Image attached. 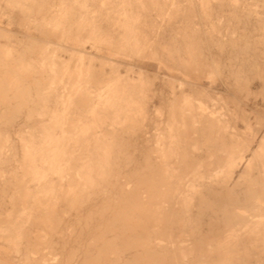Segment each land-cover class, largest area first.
<instances>
[{
  "label": "rangeland",
  "instance_id": "1",
  "mask_svg": "<svg viewBox=\"0 0 264 264\" xmlns=\"http://www.w3.org/2000/svg\"><path fill=\"white\" fill-rule=\"evenodd\" d=\"M0 80V264H264V0H0Z\"/></svg>",
  "mask_w": 264,
  "mask_h": 264
},
{
  "label": "bare ground",
  "instance_id": "2",
  "mask_svg": "<svg viewBox=\"0 0 264 264\" xmlns=\"http://www.w3.org/2000/svg\"><path fill=\"white\" fill-rule=\"evenodd\" d=\"M1 9H3V8H1ZM7 10H9V9H7ZM20 16H21V15H20ZM37 16H38V15H37ZM45 18H46V17H45ZM35 19H36V18H35ZM34 29H35V28H34ZM3 30H4V29H3ZM75 30H76V29H75ZM2 33H3V32H2ZM8 33H9V31H8ZM84 33H85V32H84ZM5 34H6V32H5ZM9 34H10V33H9ZM11 34H12V33H11ZM58 34H59V33H58ZM12 35H13V34H12ZM79 35H80V34H79ZM79 35L75 38V40L72 41V43H73L74 46L71 47V48H69V49H67V51L70 52V53L72 54V56H78L79 59L82 60V57L84 56V54H83V51L81 50V48L83 47L84 39H85L86 37H83L85 34H84V35L82 34L81 36H79ZM8 36H9V35H8ZM29 38H30V37H29ZM2 39H3V38H2ZM87 39H88V38H87ZM42 41H43V40H42ZM45 42H46V41H45ZM45 42H44V43H45ZM16 43H17V41H16ZM24 43H25V42H24ZM35 43H36V42H35ZM47 43H48V42H47ZM45 44H46V43H45ZM22 45H23V44H22ZM42 45H43V44H42ZM49 45H50V43L48 44V46H49ZM71 45H72V44H71ZM10 46H11V45H10ZM48 46L46 45L45 48H47ZM3 47H4V46H3ZM12 47H13V46H12ZM22 47H23V46H22ZM30 47H31V46H30ZM42 47H44V46H42ZM42 47H41V48H42ZM13 48H14V47H13ZM5 49H6V48H5ZM25 49H26V48H25ZM42 49H43V48H42ZM55 49H57V48H55ZM11 50H13V49H11ZM15 50H17V48H16ZM21 50H22V49H21ZM48 51H49V50H48ZM48 51H46V52H48ZM53 51H54V50H53ZM11 52H12V51H11ZM13 52H14V50H13ZM16 52H17V51H16ZM19 52H20V51H19ZM39 52H40V51H39ZM42 52H43V51H42ZM27 53H28V52H27ZM50 53H51V52H50ZM52 54H53V53H52ZM88 54H90V53H88ZM26 55H27V54H26ZM33 55H34V54H33ZM38 55H39V54H38ZM44 55H45V54H44ZM44 55H42V56H44ZM54 55L56 56V54H54ZM91 55H92V54H91ZM13 56H14V55H13ZM17 56H18V55H17ZM36 56H37V55H36ZM26 57H27V56H26ZM52 57H54V56H52ZM32 58H33V57H32ZM27 59H28V58H27ZM29 59H30V58H29ZM25 60H26V58H25ZM41 60H42V59H41ZM103 61H104V60H103ZM2 62H3V61H2ZM29 62H30V60H29ZM51 62H52V61H51ZM18 63H19V61H18ZM24 63H25V62H24ZM103 63H104V62H103ZM4 64H5V63H4ZM7 65H8V64H7ZM43 66H44V65H43ZM3 67H4V66H3ZM60 67H61V66H60ZM60 67H59V68H60ZM35 68H36V67H35ZM34 70H35V69H34ZM78 70H79V69H78ZM86 70H87V69H86ZM4 71H5V70H4ZM10 71H11V70H10ZM48 71H49V70H48ZM32 72H33V70H32ZM35 72H36V71H35ZM29 73H30V72H29ZM73 73H74V72H73ZM75 73H76V72H75ZM30 74H31V73H30ZM33 75H34V73H33ZM35 75H36V74H35ZM40 75H41V74H40ZM70 75H74V74L70 73ZM77 75H78V74H77ZM100 75H101V74H100ZM5 76H6V75H5ZM9 76H10V75H9ZM42 76H43V73H42ZM78 76H79V75H78ZM58 77H59V76H58ZM71 77H74V76H71ZM84 77H85V76H84ZM6 78H7V77H6ZM11 78H12V76H11ZM73 79H74V81H75V78H73ZM143 79H144V77H143ZM35 80H36V79H35ZM0 81H1V80H0ZM74 81H73V82H74ZM39 82H40V81H39ZM75 82H76V81H75ZM94 82H95V81H94ZM103 82H104V81H103ZM96 83H97V82H96ZM28 84H29V83H28ZM71 84H72V82H71ZM71 84H70V83L68 84L69 89H68V87H66L67 85H63V88L66 87V89L69 90V92H68V93H69V94H68V97H69V98H70V94H71V92H70V91H71V90H70L71 87H70L69 85H71ZM74 84H75V83H73L72 85L77 87V83H76L75 85H74ZM79 84H80V82H79ZM100 84H101V83H100ZM0 86H2V85H0ZM3 86H4V85H3ZM57 86H58V85H57ZM76 87H73V88L76 89ZM0 88H1V87H0ZM33 88H34V87H33ZM63 88H62V90H63ZM101 88H102V87H101ZM1 89H2V88H1ZM24 89L26 90V88H24ZM24 89H23V90H24ZM71 89H72V88H71ZM201 89L204 90V88H201ZM206 89H207V88H206ZM65 92H66V90H65ZM65 92H64L63 96H66V97H67V94H66L67 92H66V93H65ZM198 92H200V91H198ZM21 93H22V92H21ZM25 93H26V92H25ZM59 93H60V91H59ZM61 93H62V91H61ZM209 93H210V92H209ZM26 94H27V93H26ZM65 94H66V95H65ZM9 95H10V94H9ZM57 95H58V93H57ZM100 95H101V94L99 93L98 96H100ZM4 96H5V95H4ZM6 96H7V95H6ZM61 96H62V95L59 94V97H61ZM71 96H72V95H71ZM94 97H95V96H94ZM25 98H26V97H25ZM63 98H64V97H63ZM91 98H92V97H91ZM95 98H96V97H95ZM189 98H190L191 102H194V100H195V102H197V94H196L193 98H192V96L189 97ZM92 99H93V98H92ZM185 99L187 100V98H185ZM12 100H13V99H12ZM19 100H20V99H19ZM21 100H22V99H21ZM65 100H66V99H65ZM86 100H87V99H86ZM213 100H214V99H213ZM1 101H2V99H1ZM8 101H9V100H8ZM10 101H11V100H10ZM23 101H24V100H23ZM78 101H79V100H78ZM80 101H81V98H80ZM87 101H88V100H87ZM18 102H19V101H17V103H18ZM26 102H27V100H26ZM66 102H67V101H66ZM82 102H83V101H82ZM88 102H89V101H88ZM23 103H24V102H23ZM34 103H35V102H34ZM89 103H90V102H89ZM21 104H22V103H21ZM84 104H87V102H85ZM12 105H14V104H12ZM25 105H26V104H25ZM66 106H67V105H66ZM87 106H88V105H87ZM3 107H4V105H3ZM21 107H22V106H21ZM24 107H25V106H24ZM24 107H23V109H24ZM6 108H7V107H6ZM17 108H18V107H17ZM19 108H20V107H19ZM194 108H195V107H194ZM14 109H16V108H14ZM27 109H28V108H27ZM85 109H86V108H85ZM10 110H11V108H10ZM10 110H9V111H10ZM28 110H29V109H28ZM31 110H33V109H31ZM7 111H8V110H7ZM24 111H25V110H24ZM24 111H23V112H24ZM185 111H186V110H185ZM185 111H184V112H185ZM3 112H4V111H3ZM3 112H2V113H3ZM188 112H189V111H188ZM34 113H35V112H34ZM7 114H8V113H7ZM13 114H15V113H13ZM20 115H21V114H20ZM175 115H176V114H175ZM13 116H14V115H13ZM22 116H23V115H22ZM18 117H19V115H18ZM20 117H21V116H20ZM71 117H72V116H71ZM193 117H195V116H193ZM8 118H9V117H8ZM21 118H22V117H21ZM11 119H12V118H11ZM177 119H178V118H177ZM193 119H194V118H193ZM13 120H16V119L14 118ZM65 120H66V119H65ZM179 120H180V119H179ZM188 120H189V119H188ZM6 122H7V121H6ZM65 122H66V121H65ZM192 123H193V122H192ZM11 124H12V123H11ZM32 125H33V124H32ZM93 125H94V123H92V122H89V123L86 125V126H88V127H91V129H92V131L90 132V137H89V144L92 145V147L88 150L89 154H87V156H86V163H85V165H86L85 167L87 168L88 171L94 169L95 167H98L100 161L97 159V157H96V158H94V156L92 157L90 153L94 150V148H97V147H98V144L102 143V140H103V139L105 138V136H106V133H105L103 127H94ZM189 126L192 127V125H190V124H189ZM193 126H194V125H193ZM0 127H1V126H0ZM32 127H34V126H32ZM67 128H68V127H67ZM67 128H66V130H67ZM70 129H71V128H70ZM191 129L193 130L194 128H191ZM0 130H1V129H0ZM189 130H190V129H189ZM194 130H195V129H194ZM1 131H2V130H1ZM67 131H70V130H67ZM192 132H193V131H192ZM0 133H1V132H0ZM109 133H110V131H109ZM195 133H196V132H195ZM194 135H195V134H194ZM113 136H114V135H113ZM190 137H191V136H189L188 138H190ZM192 137H193V136H192ZM25 138H26V137H25ZM195 139H197V138H195ZM23 140H25V139H23ZM25 141H26V140H25ZM3 142H5V141H3ZM250 142H252V141H250ZM116 144H117V143H116ZM261 144H262L261 147L263 148V147H264V141H263V143L261 142ZM238 146H240V145H238ZM0 147H1V146H0ZM4 147H5V146H4ZM185 147H186V146H185ZM259 147H260V145H259ZM186 148H187V147H186ZM233 148H234V146H233ZM2 149H3V148H2ZM116 149H117V148H116ZM193 149H194V148H193ZM243 149H244V148H243ZM114 151H115V150H114ZM120 151H121V149H120ZM158 151H160V150H158ZM8 153H9V152H8ZM116 153H117V152H116ZM0 155H1V154H0ZM101 156H102V155H101ZM208 157H209V156H208ZM23 158H24V157H23ZM23 158H22V159H23ZM224 158H225V157H224ZM4 160H5V159H4ZM27 160H28V159H27ZM4 162H5V161H4ZM6 162H9V160L6 161ZM26 162H27V161H26ZM1 164H2V162H1ZM1 164H0V165H1ZM3 164H4V163H3ZM7 165H9V164H7ZM53 165H55V164H53ZM75 165H76V164H75ZM25 166H26V165H25ZM25 166H24V167H25ZM194 166H195V165H194ZM221 166H222V165H220V167H221ZM53 167H54V166H53ZM8 168H9V167H8ZM32 168L34 169L35 167H32ZM56 168H57V167H56ZM156 168H157V167H156ZM191 168H192V167H191ZM0 169H1V168H0ZM6 169H7V168H6ZM96 169L98 170V168H96ZM150 169H151V168H150ZM11 170H12V169H11ZM25 170H27V169L25 168ZM148 170H149V169H148ZM157 170H158V169H157ZM159 170H160V169H159ZM2 171H3V170H2ZM6 171H7V170H6ZM16 171H17V170H16ZM27 171H28V170H27ZM94 171H95V169H94ZM23 172H24V171L22 170V175H23ZM98 172H99V170H98ZM121 172H122V171H121ZM126 172H127V171H126ZM128 172H129V171H128ZM1 173H2V172H1ZM6 173H7V172H6ZM161 173H162V172H161ZM25 174H26V173H25ZM88 174H89V173H88ZM116 174H117V173H116ZM120 174H121V173H120ZM139 174H140V173H139ZM150 174H151V173H150ZM189 174H190V173H189ZM238 174H239V173H238ZM130 175H131V174H130ZM159 175H160V174H159ZM236 175H237V174H236ZM26 176H27V175H26ZM132 176H133V175H132ZM140 176H141V175H140ZM151 176H154V175H151ZM126 177H127V176H126ZM154 177H155V176H154ZM160 177H161V176H160ZM165 177H166V176H165ZM30 178H31V177H30ZM130 178H131V177H130ZM148 178H149V177H148ZM25 179H26V178H25ZM28 179H29V178H28ZM57 179H58V178H57ZM70 179H71V178H70ZM131 179H132V178H131ZM137 179H138V178H137ZM164 179H165V178H164ZM63 180H64V179H63ZM116 180H117V179H116ZM159 180H160V179H159ZM165 180H166V179H165ZM230 180H231V178H230ZM139 181H140V180H139ZM141 181H142V180H141ZM180 181H181V180H180ZM29 182H30V181H29ZM34 182H35V181H34ZM108 182H109V180H108ZM132 182H133V181H132ZM147 182H148V181H147ZM154 182H155V180H154ZM164 182H165V181H164ZM189 182H190V181H189ZM189 182H188V183H189ZM138 183H139V182H138ZM140 183H141V182H140ZM140 183H139V184H140ZM144 183H145V182H144ZM166 183H167V182H166ZM188 183H187V184H188ZM5 184H6V183H5ZM65 184H66V183H65ZM67 184H68V183H67ZM67 184H66V185H67ZM130 184H131V182H130ZM130 184H128V185H130ZM162 184H163V183H162ZM82 185H83V184H82ZM136 185H138V184H136ZM136 185H134V186H136ZM145 185H146V184H145ZM192 185H193V184H192ZM259 185H260V184H259ZM48 186H49V185H48ZM108 186H109V185H108ZM118 186H119V185H118ZM118 186H117V187H118ZM167 186H168V185H167ZM182 186H183V185H182ZM190 186H191V185H190ZM190 186H189V187H190ZM110 187H111V186H110ZM139 187H140V185H139ZM144 187H145V186H144ZM146 187H147V186H146ZM146 187H145V188H146ZM165 187H166V186H165ZM172 187H174V186H172ZM130 188H131V187H130ZM132 188H133V187H132ZM134 188H135V187H134ZM136 188H137V186H136ZM157 188H158V187H157ZM162 188H163V187H162ZM110 189H111V188H110ZM118 189H119V188H118ZM146 189H147V188H146ZM165 189H166V188H165ZM21 190H22V189H21ZM24 190H25V189H24ZM114 190H115V189H114ZM136 190H137V189H136ZM141 190H142V189H141ZM173 190H174V189H173ZM181 190H182V189H181ZM130 191H131V190H130ZM142 191H143V190H142ZM149 191H150V190H149ZM166 191H167V190H166ZM78 192H79V191H78ZM91 192H92V191H91ZM114 192H116V191H114ZM135 192H136V191H135ZM151 192H152V191H151ZM185 192H186V191H185ZM4 193H6V192H4ZM128 193H129V192H128ZM174 193H175V192H174ZM6 194H7V193H6ZM152 194H153V193H152ZM130 195H131V194H130ZM132 195H134V194H132ZM138 195H139V194H138ZM143 195H144V191H143ZM143 195H142V196H143ZM177 195H178V194H177ZM7 196H8V195H7ZM30 196H31V194H30ZM75 196H76V195H75ZM0 197H1V196H0ZM89 197H90V196H89ZM93 197H94V196H93ZM117 197H118V196H117ZM247 197H248V196H247ZM1 198H2V197H1ZM32 198H33V197H32ZM34 198H35V197H34ZM141 198H142V197H141ZM155 198H156V197H155ZM159 198H160V197H159ZM28 199H29V198H28ZM73 199H74V198H73ZM133 199H134V198H133ZM138 199L140 200V198H138ZM156 199H157V198H156ZM172 199H173V197H172ZM244 199H245V198H244ZM4 200H6V199H4ZM46 200H47V198H46ZM52 200H53V199H52ZM118 200H119V199H118ZM118 200H117V201H118ZM131 200H132V199H131ZM135 200H136V199H135ZM144 200H146V199H144ZM170 200H171V199H170ZM179 200H180V199H179ZM182 200H183V199H182ZM17 201H18V200H17ZM17 201H16V202H17ZM76 201H77V200H76ZM91 201H92V200H91ZM114 201H116V200H114ZM121 201H122V199H121ZM121 201H120V202H121ZM154 201H155V200H154ZM156 201H158V200H156ZM22 202H23V201H22ZM72 202H73V201H72ZM83 202H84V201H83ZM166 202H167V200H166ZM7 203H8V202H7ZM116 203H117V202H116ZM126 203H127V202H126ZM126 203H125V204H126ZM131 203H133V202H131ZM140 203H141V202H140ZM170 203H171V202H170ZM173 203H174V202H173ZM0 204H1V203H0ZM63 204H64V203H63ZM70 204H71V203H70ZM72 204H73V203H72ZM85 204H86V203H85ZM112 204H113V203H112ZM123 204H124V203H123ZM141 204H142V203H141ZM143 204H144V203H143ZM143 204H142V205H143ZM147 204L150 205L149 202H148ZM180 204H181V203H180ZM153 205H154V204H153ZM153 205H152V206H153ZM168 205H170V204H168ZM0 206H1V205H0ZM30 206H31V205H30ZM30 206H29V207H30ZM116 206H117V205H116ZM127 206H128V205H127ZM146 206H147V205H146ZM176 206H177V205H176ZM182 206H183V205H182ZM229 206H230V205H229ZM62 207H63V206H62ZM138 207H139V206H138ZM150 207H151V205H150ZM155 207H156V206H155ZM26 208H27V207H26ZM123 208H124V207H123ZM142 208H143V207H142ZM183 208H184V207H183ZM69 209H70V208H69ZM121 209H122V208H121ZM137 209H138V208H137ZM147 209H148V208H147ZM150 209H151V208H150ZM18 210H19V209H18ZM70 210H71V209H70ZM114 210H115V207H114ZM127 210H128V209H127ZM134 210H135V209H134ZM148 210H149V209H148ZM154 210H155V209H154ZM107 211H108V210H107ZM112 211H113V210H112ZM120 211H121V210H120ZM183 211H184V210H183ZM16 212H17V211H16ZM68 212H69V211H68ZM87 212H88V211H87ZM123 212H124V211H123ZM0 213H1V212H0ZM63 213H64V212H63ZM136 213H137V211H136ZM151 213H152V211H151ZM110 214H111V213H110ZM128 214H129V213H128ZM134 214H135V213H134ZM134 214H133V215H134ZM141 214H143V213H140L139 215H141ZM148 214H149V212H148ZM157 214H158V213H157ZM165 214H166V213H165ZM179 214H180V213H179ZM43 215H44V214H43ZM77 215H78V214H77ZM104 215H105V213H104ZM121 215H122V214H121ZM130 215H131V216H130V218H131V217H132V214H130ZM135 215H136V217L139 216V215H137V214H135ZM154 215H155V214H154ZM154 215H153V216H154ZM199 215H200V214H199ZM203 215H204V214H203ZM57 216H59V215H57ZM57 216H56V217H57ZM67 216H68V214H67ZM79 216H80V215H79ZM82 216H83V215H82ZM123 216H124V215H123ZM123 216H122V217H123ZM126 216H127V215H126ZM144 216H145V215H143V217H144ZM151 216H152V215H151ZM153 216H152V218H153ZM166 216H167V215H166ZM15 217H16V216H15ZM41 217H42V216H41ZM76 217H78V216H76ZM91 217H92V216H91ZM100 217H101V216H100ZM103 217H104V216H103ZM103 217H102V218H103ZM115 217H116V216H115ZM139 217H140V216H139ZM139 217H137V219H139ZM143 217L141 216V218H143ZM154 217H155V216H154ZM164 217H165V216H164ZM170 217H171V216H170ZM173 217H174V216H173ZM42 218H43V217H42ZM93 218H95V217H93ZM116 218H117V217H116ZM124 218H126V217L124 216ZM130 218H129V219H130ZM133 218L135 219V217H133ZM146 218H147V217H146ZM158 218H159V217H158ZM158 218H157V216H156L155 219H158ZM165 218H166V217H165ZM13 219H14V218H13ZM35 219H36V218H35ZM65 219H66V218H65ZM90 219H91V218H90ZM103 219H104V218H103ZM126 219L128 220V218H126ZM137 219H136V220H137ZM143 219H144V218H143ZM160 219H163V218H160ZM166 219H170V218L167 217ZM172 219H173V218L171 217V220H172ZM47 220H48V219H47ZM59 220H60V219H59ZM127 220H124V221H127ZM139 220H140V219H139ZM144 220H145V219H144ZM146 220H147V219H146ZM178 220H180V219H178ZM13 221H14V220H13ZM55 221H56V220H55ZM63 221H65V220L63 219ZM101 221H102V219H100V222H101ZM103 221H104V220H103ZM103 221H102V222H103ZM107 221H108V219H107ZM116 221H117V220H116ZM120 221H121V220H120ZM129 221L132 222V218H131V220H129ZM149 221H150V220H149ZM159 221H162V220H159ZM163 221H164V219H163ZM167 221H168V220H167ZM176 221H177V220H176ZM43 222L45 223V221H43ZM77 222H78V221H77ZM87 222H88V221L86 220V223H87ZM102 222H101V223H102ZM105 222H106V221H105ZM141 222H142V221H140V224H142L144 221H143L142 223H141ZM145 222H146V221H145ZM164 222H166V221H164ZM177 222H178V221H177ZM177 222H176V223H177ZM237 222H238V221H237ZM44 223H43V224H44ZM52 223H53V222H52ZM55 223H56V222H55ZM73 223H74V222H73ZM90 223H91V222H90ZM101 223H100V224H101ZM103 223H104V222H103ZM103 223H102V224H103ZM109 223H111V221L108 222V224H109ZM118 223H119V222H118ZM128 223H129V222H128ZM147 223H148V221H147ZM147 223H145V224H147ZM169 223L171 224V221H170ZM169 223H168V224H169ZM81 224H82V223H81ZM81 224H80V225H81ZM87 224H89V222H88ZM87 224H86V225H87ZM108 224H107V225H108ZM130 224H131V223H130ZM80 225H79V226H80ZM86 225H85V226H86ZM96 225H97V224H96ZM98 225H99V224H98ZM107 225H106V226H107ZM116 225H117V224H116ZM126 225H127V223H126ZM135 225H136V224H135ZM137 225H138V224H137ZM150 225H151V224H150ZM171 225H172V224H171ZM175 225H176V224H175ZM183 225H184V224H183ZM187 225H188V224H187ZM52 226H53V225H52ZM54 226H55V225H54ZM54 226H53V227H54ZM99 226H100V225H99ZM117 226H119V225H117ZM121 226H122V225H121ZM129 226L132 228L133 225H128L127 227H129ZM166 226H167V225H166ZM168 226H169V225H168ZM180 226H181V225H180ZM207 226H208V225H207ZM209 226H210V225H209ZM218 226H219V225H218ZM61 227H62V226H61ZM83 227H84V226H83ZM87 227H89V226H87ZM87 227L85 228L86 230H87ZM95 227H97V226H95ZM104 227H105V226H104ZM104 227H103V229H104ZM109 227H110V226H109ZM130 227H129V228H130ZM135 227H136V226H135ZM137 227H138V226H137ZM139 227H140V226H139ZM173 227L176 228L175 226H173ZM173 227H172V229H174ZM210 227H211V226H210ZM210 227H209V228H210ZM14 228H15V227H14ZM50 228H51V227H50ZM58 228H59V227H58ZM100 228H102V227H100ZM100 228H99V229H100ZM106 228H107V227H106ZM110 228H111V227H110ZM112 228H113V226H112ZM117 228H118V227H117ZM123 228H124V227H123ZM149 228H150V227H148V230H149ZM168 228H170V226H169ZM194 228H195V227H194ZM196 228H197V227H196ZM83 229H84V228H83ZM95 229H96V228H95ZM97 229H98V228H97ZM97 229H96V230H97ZM99 229H98V230H99ZM114 229H115V228H114ZM120 229H121V228H120ZM126 229H127V228H126ZM135 229H136V228H135ZM135 229H134V230H135ZM141 229H142V228H141ZM164 229H165V228H164ZM214 229H215V226H214ZM226 229H227V228H226ZM48 230H49V229H48ZM55 230H58V229H55ZM55 230H54V231H55ZM96 230H95V232H96ZM106 230H107V229H106ZM108 230H109V229H108ZM108 230H107V231H108ZM128 230H129V229H128ZM178 230H179V229H178ZM190 230H191V229H190ZM224 230H225V229H224ZM230 230H231V229H230ZM254 230H255V229H254ZM30 231H31V230H30ZM54 231H53V232H54ZM107 231H106V232H107ZM110 231H111V230H110ZM113 231H114V230H113ZM113 231H112V232H113ZM116 231H117V230H116ZM136 231H139V229L136 230ZM140 231H141V230H140ZM165 231H169V229H167V230L165 229ZM165 231L162 232V233L160 232V233H161L163 236H166V232H165ZM172 231H173V230H172ZM180 231H181V230H180ZM191 231H192V230H191ZM195 231H197V230L195 229ZM216 231H220V229H219V230L217 229ZM226 231H228V230H226ZM260 231H261V230H260ZM49 232H51V231H49ZM82 232L84 233V231H82ZM82 232H81V233H82ZM100 232H101V231H100ZM104 232H105V231H104ZM104 232H103V234H101L102 232H101L100 234H101V235H104ZM108 232H109V231H108ZM169 232H171V230H170ZM174 232H175V230H174ZM176 232H177V231H176ZM176 232H175V233H176ZM187 232H188V231H187ZM199 232L201 233V231H199ZM208 232H209V231H208ZM210 232H211V231H210ZM210 232H209V234H210ZM213 232H214V231H213ZM230 232H231V231H230ZM77 233H78V232H77ZM129 233H131V232L129 231ZM132 233H133V231H132ZM132 233H131V235H132ZM163 233H165V235H164ZM171 233H172V232H171ZM178 233H179V232H178ZM215 233H216V232H215ZM254 233H255V232H254ZM52 234H53V233H52ZM105 234H106V233H105ZM121 234H122V232H121ZM123 234H125V231H124ZM123 234H122L121 236H120V235H117V236H119L120 239H121V237H123ZM127 234H128V231H127ZM195 234H196V233H195ZM207 234H208V233H207ZM207 234H206V235H207ZM54 235H55V234H54ZM63 235H64V234H63ZM80 235L82 236L83 234H80ZM95 235H96V233H95ZM101 235L98 234V235H96V236H99V237H100ZM106 235H107V234H106ZM106 235H105V236H106ZM125 235H126V234H125ZM133 235H135V234H133ZM170 235H171V234H170ZM200 235H201V234H200ZM25 236H26V235H25ZM30 236H31V235H30ZM56 236H57V235H56ZM85 236H86V234H85ZM88 236H89V235H88ZM105 236H104V237H105ZM112 236H113V235H112ZM114 236H115V235H114ZM137 236H141V235H137ZM137 236H136V237H137ZM168 236H169V235H167V237H168ZM171 236H172V235H171ZM186 236H187V234H186ZM188 236H189V235H188ZM191 236H192V235H191ZM195 236H196V235H195ZM207 236H208V235H207ZM210 236H211V235H210ZM221 236H222V235H221ZM3 237H4V236H3ZM74 237H77V236H74ZM89 237H93V235H91V236H89ZM99 237H98V238H99ZM119 237H117V238H119ZM142 237H144V236H142ZM167 237H166V238H167ZM200 237H201V236H200ZM223 237H224V236H223ZM62 238H63V236H62ZM98 238H96V240H97ZM102 238H103V236H102ZM107 238H108V237L106 236V239H107ZM113 238H114V237H113ZM172 238H173V237H172ZM175 238H176V237H175ZM193 238H194V237H193ZM213 238H214V237H213ZM224 238H225L224 240L227 241V238H226V237H224ZM63 239H64V238H63ZM78 239H79V238L77 237V240H78ZM83 239H84V238H83ZM83 239H82V240H83ZM86 239H89V241L91 240V238H86ZM92 239H93V238H92ZM99 239H101V238H99ZM106 239L104 240V242L107 241ZM108 239H109V238H108ZM115 239H116V238H115ZM120 239H119V240H120ZM122 239H123V238H122ZM127 239H128V238H127ZM131 239H132V236H131ZM143 239H144V238H143ZM199 239H200V238H199ZM202 239H203V238H202ZM215 239H217V238H215ZM8 240H9V239H8ZM48 240H49V239H48ZM65 240H67V239H65ZM73 240H74V239H73ZM96 240L93 239L92 241H96ZM102 240H103V239H102ZM128 240H130V239H128ZM134 240H135V238L133 237V241H134ZM151 240H152V236H151L150 241H151ZM157 240H160V239H157ZM164 240H165V239H163L162 241H164ZM180 240H181V239H180ZM183 240H184V238H183ZM195 240H196V239H195ZM197 240H198V239H197ZM203 240H204V239H203ZM213 240H214V239H213ZM252 240H253V239H252ZM43 241H44V240H43ZM59 241H61V240H59ZM59 241H58V242H59ZM71 241H72V239H71ZM99 241H100V240H99ZM111 241H112V240H111ZM115 241H116V240H115ZM125 241H126V239H125ZM135 241L138 243V242H141L142 240L140 241V240L138 239V241H137V240H135ZM146 241H148V239H147ZM169 241H170V240H169ZM176 241L179 242L178 240H176ZM184 241H185V240H184ZM199 241H202V240H199ZM199 241H197V243H200ZM204 241H206V240H204ZM209 241H210V240H209ZM214 241H215V240H214ZM220 241H221V243H222V239H221ZM29 242H30V241H29ZM47 242H48V241H47ZM54 242H55V240H54ZM54 242H53V243H54ZM66 242H67V241H66ZM66 242H65V243H66ZM80 242H81V241H80ZM80 242H79V243H80ZM96 242H97V241H96ZM142 242H143V241H142ZM152 242H155V241L153 240ZM152 242H151V244H152ZM166 242H167V240H166ZM181 242H182V240H181ZM195 242H196V241H195ZM195 242H194V243H195ZM33 243H34V242H33ZM43 243H44V242H43ZM56 243H57V242H55V244H56ZM63 243H64V242H63ZM79 243H78V245H80ZM84 243H85V242H84ZM88 243H89V242H88ZM97 243L100 244V242H97ZM115 243H116V242H115ZM158 243H159V242H158ZM158 243H157V244H158ZM164 243H165V241H164ZM173 243H174V242H173ZM175 243H176V242H175ZM179 243H180V242H179ZM179 243H176V244H177L176 246H174L175 244H173L174 249H175L174 252H179V253H181V254H184V253L187 251V249H185L183 246H181L182 244L180 245ZM201 243H202V242H201ZM225 243H226V242H225ZM225 243H224L223 245L220 244V247H223V248H225V249L228 248L227 246H228L229 244L227 245V244H225ZM258 243H259V242H258ZM18 244H19V243H18ZM28 244H29V243H28ZM40 244H42V241H41ZM59 244H61V243H59ZM59 244H58V246H59ZM76 244H77V243H76ZM109 244H110V243H109ZM144 244H145V243H144ZM151 244H150V245H151ZM153 244H154V243H153ZM160 244H161V243H160ZM162 244H163V242H162ZM166 244H167V243H166ZM168 244H170V243H168ZM178 244H179V245H178ZM202 244H203V243H202ZM202 244H201V245H202ZM208 244H209V243H208ZM208 244H207V246H208ZM213 244H214V243H213ZM23 245H24V244H23ZM23 245H22V246H23ZM30 245H31V243L29 244V246H30ZM37 245H38V244H37ZM87 245H89V244H87ZM170 245H171V244H170ZM201 245H200V246H201ZM214 245H215V244H214ZM214 245H213V246H214ZM43 246H44V245H43ZM82 246H83V245H82ZM93 246L95 247V245H93ZM188 246H189V245H188ZM200 246H199V247H200ZM34 247H35V246H34ZM41 247H42V245H41ZM54 247H55V246H54ZM78 247H79V246H78ZM106 247H107V246H106ZM125 247H126V246H125ZM175 247H176V248H175ZM209 247H210V245H209ZM260 247H262V244L260 245ZM29 248H30V247H29ZM79 248H80V247H79ZM89 248H90V246H89ZM159 248H160V247H159ZM252 248H253V247H252ZM58 249H59V248H58ZM76 249H77V248H76ZM83 249H84V248H83ZM96 249H97V248H96ZM136 249H137V248H136ZM136 249H135V250H136ZM139 249H140V248H139ZM148 249H149V248H148ZM151 249H152V248H151ZM168 249H170V248H168ZM172 249H173V248H172ZM172 249H171V251H172ZM198 249H199V248H198ZM230 249H231V248H230ZM230 249H227V250H224V251H218V252L215 253V254H213L214 252H210V253H208V255H207V254H205V255H207V256H209V257H211V256H213V255H217V256L220 257V258H222V257H223V258H231V257L234 256V254H233L234 251H231V252H230V251H229ZM244 249H246V248L244 247ZM3 250H4V249H3ZM46 250H47V249H46ZM89 250H90V249H89ZM121 250H122V249H121ZM142 250H143V249H141V251H142ZM235 250L238 251V249H235ZM261 250H262V249H261ZM53 251H54V250H53ZM76 251L78 252V249H77ZM76 251H75V252H76ZM110 251H111V250H110ZM132 251H133V250H132ZM141 251H139V252H141ZM156 251H157V250H156ZM188 251H189V250H188ZM198 251H199V250H198ZM198 251H196V250H194V249L192 250V252H198ZM250 251H251V250H250ZM21 252H22V251H21ZM29 252H30V251H29ZM29 252H28V253H29ZM64 252H65V251H64ZM168 252H170V250H168L167 253H168ZM172 252H173V251H172ZM172 252H171V255H172ZM86 253H88V252H86ZM115 253H116V252H115ZM115 253H114V254H115ZM135 253H136V252H135ZM146 253H147V252H146ZM148 253H149V252H148ZM167 253H166V254H167ZM235 253H236V252H235ZM29 254H30V253H29ZM29 254H28V255H29ZM64 254H65V253H64ZM81 254H82V253H81ZM89 254H90V252H89ZM121 254H122V253H121ZM150 254H151V253H150ZM161 254H163V252H162ZM175 254H176V253H175ZM177 254H178V253H177ZM181 254H180V255H181ZM198 254H199V253H198ZM23 255H24V254H23ZM26 255H27V254H26ZM44 255H45V254H44ZM71 255H72V254H71ZM84 255H85V254H84ZM98 255H99V254H98ZM123 255H124V254H123ZM171 255H170V256H171ZM192 255H193V253H192ZM248 255H249V254H248ZM252 255H253V254H252ZM36 256H37V255H36ZM41 256H42V255H41ZM41 256H39V257H41ZM80 256H81V255H80ZM93 256H94V255H93ZM99 256H100V255H99ZM117 256H118V255H117ZM146 256H147V255H146ZM151 256H152V255H151ZM163 256H164V255H163ZM183 256H185V255H183ZM195 256H196V255H195ZM198 256H199V257H200V256L202 257L203 254H199ZM250 256H251V255H250ZM254 256H255V254H254ZM84 257H85V256H84ZM91 257H92V256H91ZM175 257H176V256H175ZM193 257H194V255H193ZM213 257H216V256H213ZM94 258H95V257H94ZM108 258H109V256H108ZM144 258H145V257H144ZM188 258H189V256H188ZM196 258H197V257H196ZM204 258H205V257H204ZM220 258H218V259H220ZM223 258H222V259H223ZM0 259H5V254L2 253V252H0ZM19 259H20V258H19ZM22 259H23V258H22ZM22 259H21V261H23ZM37 259H38V258H37ZM39 259H40V258H39ZM86 259H87V258H85V260H86ZM88 259H89V258H88ZM131 259H132V258H131ZM154 259H155V258H154ZM154 259H152V262H153ZM183 259H184V257H183ZM205 259H206V258H205ZM211 259H212V258H211ZM244 259H245V258H244ZM259 259H260V258H259ZM16 260H17V259H16ZM27 260H30V259L27 258ZM77 260H78V259H77ZM83 260H84V259H83ZM119 260H120V259H119ZM142 260H143V259H142ZM186 260H187V258H186ZM203 260H204V259H203ZM213 260H214V259H212V261H213ZM220 260H221V259H220ZM220 260H219L218 262H220ZM223 260H224V259H223ZM241 260H242V259H241ZM2 261L4 262V260H2ZM2 261H1V262H2ZM17 261H18V260H17ZM63 261H64V260H63ZM70 261H71V260H70ZM81 261H82V260H81ZM107 261L109 262V260H107ZM114 261H116V260H114ZM114 261H113V262H114ZM189 261H190V260H189ZM212 261H211V262H212ZM221 261H222V260H221ZM225 261H226V260H225ZM86 262H87V261H86ZM94 262H95V261H94ZM110 262H111V261H110ZM120 262H121V261H120ZM141 262H142V261H141ZM145 262H146V261H145ZM196 262H197V261H196ZM206 262L210 263L209 261H206ZM10 263H11V262H10ZM25 263H26V262H25ZM45 263H46V262H45ZM45 263H44V264H45ZM63 263H64V262H63ZM73 263H74V262H73ZM83 263H84V262H83ZM88 263H89V262H88ZM98 263H99V262H98ZM121 263H122V262H121ZM148 263H149V262H148ZM160 263H161V262H160ZM174 263H175V262H174ZM189 263H191V262H189ZM193 263H194V262H193ZM204 263H205V262H204ZM208 263H207V264H208ZM215 263H216V262L213 261V263H211V264H215ZM32 264H33V263H32ZM55 264H56V263H55ZM110 264H111V263H110ZM115 264H118V263L115 262ZM130 264H131V263H130ZM134 264H135V263H134ZM136 264H137V263H136ZM158 264H159V263H158ZM217 264H218V263H217ZM223 264H224V263H223ZM236 264H237V263H236Z\"/></svg>",
  "mask_w": 264,
  "mask_h": 264
}]
</instances>
